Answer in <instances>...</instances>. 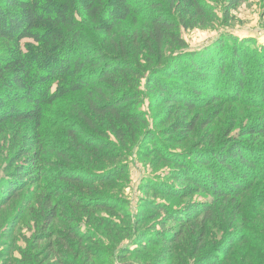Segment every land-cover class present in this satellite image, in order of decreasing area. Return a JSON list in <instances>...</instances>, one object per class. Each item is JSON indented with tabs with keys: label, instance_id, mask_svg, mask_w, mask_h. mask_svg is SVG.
Wrapping results in <instances>:
<instances>
[{
	"label": "trees",
	"instance_id": "obj_1",
	"mask_svg": "<svg viewBox=\"0 0 264 264\" xmlns=\"http://www.w3.org/2000/svg\"><path fill=\"white\" fill-rule=\"evenodd\" d=\"M134 2L0 0V123L5 120L32 123L35 131L39 132L35 144L37 153L30 165L18 164L16 174H11L13 179L8 185L12 190L6 192L3 190L5 187L0 190V207L18 198V192L28 185H35L37 190L42 191L37 194L38 213L43 225L38 240L44 241V237L48 236L46 231L53 228L61 217L68 228L64 231V239L59 237L58 232L54 234L59 237L58 249L70 247L72 243L82 244L86 237L78 226L80 210L96 207L112 212L116 208L111 205L108 196L95 197L90 202L83 197L84 194L98 190L95 184L92 187V181L106 185L112 183V177L125 175L128 154L142 140L135 149L139 157H146L149 153L158 154L174 167L170 180L188 182V192L199 191L214 198L213 201L187 205L179 210L171 208L168 201L165 204V198L178 200L187 196L182 186L154 179L145 187L153 195L164 199L163 203L156 204V200L150 201L146 197L143 201L148 207L167 213L171 220L183 227L167 237L175 246L186 234V227L202 215L200 223L204 232L196 235L192 247V253L197 254L204 250L207 241L204 237L207 231L204 229L205 223L214 220L215 208L222 209V215L229 213L227 208H214L213 204L216 201L223 203L230 197H243L245 201H241V204L247 205V201L254 197V194L250 195L254 186L264 180V149L257 148V138L264 134V129L257 132L251 130L249 136L254 138L252 144L226 136L218 151L215 147H210L211 151L193 149L194 153L172 151L165 139L168 143H181L179 138L174 139L173 133L184 128L187 133H192L196 124L178 123L172 128H164L160 132L162 134L151 133L148 131L149 122L137 109L140 104L137 85L150 72L147 87L161 93L159 103H180L188 110L196 108L193 103L179 99L181 94L190 95L180 89V81H183L187 87L193 88L197 98L210 91L213 99L219 100L221 96L224 100L247 101L250 106L264 111V46L255 48L253 42L247 40L244 42L248 43L246 45L237 42L234 36L228 42L222 38L200 51H178L168 57L165 49L170 46L182 50L187 48L181 39L179 24L182 23L186 29L194 22L204 25L210 15V5L202 0H148L145 7H139ZM225 2L228 12H231L243 0ZM147 9L152 11L149 16H145ZM170 11H175L178 18L172 16ZM128 26L138 29L135 32L126 30L127 34H124L122 28ZM85 44L92 50L87 54ZM249 46L248 51L246 48ZM82 95L84 102L79 100ZM67 99L75 103L72 105L70 101L71 105L68 104L65 111L58 104ZM47 107L60 108L67 116L74 114L75 120L71 124L67 117L55 121L51 127L62 129L63 136L81 153L80 159L75 152L60 150L53 145L54 142L49 140L47 143L40 139V131L44 133L42 127L47 114H50ZM44 134L47 135V131ZM109 135L116 139L117 147ZM163 136L165 139L161 140ZM146 143L148 146L144 147ZM225 149L231 152L230 155L225 154ZM47 154H54L59 160L52 161ZM97 161H106L108 166L113 164L115 168L107 170L110 167L98 164L100 168L94 171L83 166L95 167ZM48 166L56 170L51 172ZM236 166L238 168L233 175L227 176L226 173H232ZM95 172L98 175H94ZM238 172H242L241 176ZM249 178L250 182L245 181ZM42 179L49 181L47 186L40 184ZM86 187L88 191H83L82 188ZM255 204L264 205V192ZM35 211L33 209L32 213ZM240 223L245 226L244 222ZM242 231L231 236L237 239L235 242H230V236H225L230 242L226 253L222 252L225 246L210 255V252H203L198 255L196 264H226L235 246L240 242L243 245L253 242ZM84 249L87 256H93L91 247ZM178 250V247L173 248L176 254H179ZM52 253L64 257L63 251ZM179 257L182 260L186 256L182 253ZM25 258L27 264L38 262L37 254ZM259 258L264 262V251H260Z\"/></svg>",
	"mask_w": 264,
	"mask_h": 264
},
{
	"label": "rangeland",
	"instance_id": "obj_2",
	"mask_svg": "<svg viewBox=\"0 0 264 264\" xmlns=\"http://www.w3.org/2000/svg\"><path fill=\"white\" fill-rule=\"evenodd\" d=\"M136 1L134 4L139 7H145L148 2V0ZM202 1L208 3L211 8L209 10L210 15L204 21L205 24L197 25L194 22L193 26L186 29L182 23L179 24L177 21L181 39L187 48L182 50L178 46V48L170 46L171 48L165 49L168 57L178 51L188 53L200 51L205 49L206 46L214 45L222 38H225L224 40L228 42L234 36L237 42L244 43L249 40L253 42L252 45L255 48L264 46V0H243L231 12H228L225 0ZM149 10L145 11V16L152 14L151 9ZM169 13L178 18L175 11ZM137 29L128 26L123 27L122 31L127 34L126 30L135 32ZM246 49L249 51L250 46ZM84 50H86V54L92 51L86 44ZM149 74L150 72L137 85V91L140 94V104L137 109L149 122L148 131L150 130L151 133L159 135L162 134L160 132L164 128H172L178 123L196 124V128L192 133H187L185 128L183 131L177 130L173 133L174 139L179 138L181 143H168L167 138L162 137L161 140L165 139L166 145L172 151L193 152V149H208L211 151L210 147H215L218 151L217 148L226 136L238 140V142L247 140L252 144L254 138L249 136L251 130L257 132L264 129V111L261 109L250 106L247 101L242 103L241 101L224 100L221 96L219 100L213 99L210 91H206L201 95V98H197L193 93V88L187 87L183 81H180L181 86L179 87L181 90L189 92L190 95L181 94L179 99L181 102L186 100L190 104L193 103L196 108L188 110L180 103H159L158 98L162 96L161 93L156 89L147 87V76ZM84 99V95L79 96L81 102H84ZM70 101L71 104L75 103L72 99H67L60 101L58 106L67 111L66 107ZM60 108L47 107L50 114H47L46 123L42 127L44 133L47 131V135L40 131V139L42 138L47 143L54 142L53 145L58 146L60 150L68 149L72 153L75 152L77 158H79L81 153L78 149L75 150L68 139L63 136L62 129L51 127L52 123L60 119L68 117L69 124L75 120L71 111L72 116H67ZM0 124V190L5 187L3 190L8 192L12 190L11 185H8L13 179L11 174H16L15 171L17 170L15 169L18 164L19 166L23 164L30 165L35 153H37L35 144L39 132L35 131L32 123H15L5 120ZM109 138L117 147L118 142L116 139L112 135H109ZM257 139H259L257 148L264 149V134L258 136ZM141 141L138 142L140 145ZM139 144L132 149V153L128 154L126 161L127 173L125 175L120 174V176L112 177V183L106 185H100L92 181V187L96 185L98 190H91V192L89 190L90 193L84 194L83 197L90 202L95 197L108 196L111 205H115L116 208L112 212L99 210L96 207H92L87 211L80 210L81 215L78 226L81 229V234L86 237V241L82 244L72 243L70 247L61 249L60 246V249H58L59 237L66 238L64 231L68 228L64 218L61 217L53 228L46 231L48 236L44 237V241L43 239L38 240L37 236L43 232V225H41V215L38 213L37 196L42 191L37 190L38 187L35 185H28L24 190L18 192V198L10 201L7 205L1 206L0 264H27V258L25 257L31 254L38 255L37 264H113L112 262H115V264H196L198 255L203 252H210V255L212 252H216L218 248L225 246L222 252L226 253L227 244L237 240L231 236L234 233H240L242 230L245 231H242L245 235L251 237L250 239L253 242L251 245H243L244 243L240 242L235 246L232 250L234 252L231 255L229 254L230 257L226 259V264H264L259 258L260 251H264V205L255 204L259 195L264 192V180L259 181L254 186L250 194H254V197L247 201V205L241 204V201H245L242 200L243 197L237 199L230 197L226 198L227 200L223 203L216 201L215 205L213 204V207L227 208L229 213L226 212L225 215H222V209L218 210L214 207V220L206 222L204 228L207 230L204 236L207 241L204 243L203 248L207 250L197 254L192 253L196 235H199L200 231L204 232L202 223H200L203 220L202 215L196 218L195 222L198 221L196 224L193 222L186 227V234L175 246L176 244L170 243L167 237L179 232L183 227L179 226L175 220H171L167 213L148 207L143 200L147 198L150 201L156 200V204H158L159 202L163 203L164 199L153 195L145 187L154 179L157 182L169 181L173 185L182 186L185 189L183 191L188 194L187 196L178 200L173 197L165 198V204L168 201L171 208L179 210L187 205L213 201L214 198L210 194L199 191L188 192L186 190L189 188L188 182H173L170 180L171 169L174 167L163 161L158 154L149 153L146 157H139V154L135 151ZM147 146L148 143L144 144V147ZM225 150V154L230 155L231 152L228 149ZM47 157L52 161L59 160L54 154H47ZM87 159L91 164L92 162L94 164L92 159L89 157ZM98 164H103L105 168L110 167L106 161H97L95 167L86 164H83V166L96 171L95 169L100 168ZM238 166L242 167L239 164ZM112 167L115 168L111 164V167L107 170H111ZM236 168L238 167H234L230 174L225 173L227 176L233 175ZM47 169L51 172L56 170L52 166H48ZM238 173L241 176L242 172ZM94 175H98V173L95 172ZM245 181L250 182V178L245 179ZM47 183L49 181L46 179H42L40 182L43 186H47ZM82 189L88 191V187ZM120 199L123 202H120ZM240 208L243 209L239 211ZM33 209H36L34 214L32 213ZM234 210H238V212H234ZM244 210L246 212L242 213ZM245 221L249 223H245ZM240 222H244L245 226H242ZM57 232L59 237L54 235ZM225 236H230V242L225 239ZM48 237L49 240H46ZM87 246L91 247L93 256L86 255L84 247ZM174 247L179 248L177 251L179 254L173 252ZM53 251H63L64 257L62 255L55 256L52 253ZM182 253L186 257L180 260L179 255H182ZM120 259H122V262H120Z\"/></svg>",
	"mask_w": 264,
	"mask_h": 264
}]
</instances>
